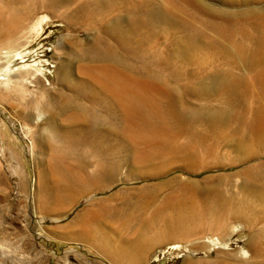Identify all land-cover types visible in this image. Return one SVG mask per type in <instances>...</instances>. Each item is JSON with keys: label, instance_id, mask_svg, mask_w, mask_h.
Here are the masks:
<instances>
[{"label": "rangeland", "instance_id": "1", "mask_svg": "<svg viewBox=\"0 0 264 264\" xmlns=\"http://www.w3.org/2000/svg\"><path fill=\"white\" fill-rule=\"evenodd\" d=\"M43 1L18 0L40 26L0 61V264H264V0ZM111 71L157 134L97 96Z\"/></svg>", "mask_w": 264, "mask_h": 264}, {"label": "bare ground", "instance_id": "2", "mask_svg": "<svg viewBox=\"0 0 264 264\" xmlns=\"http://www.w3.org/2000/svg\"><path fill=\"white\" fill-rule=\"evenodd\" d=\"M64 2H66V0H64V1L63 0L43 1L41 6H42V8L45 7V8H49L50 10L58 9L60 7L59 9H62V14H63V11H64L63 9L66 6V5H64L65 4ZM19 8L20 7L18 5V0H4V3L0 4V61L1 62L3 61L4 66H7L6 68H3V71L5 73L11 72L10 66H11V63L13 62L14 55L19 54V52H17L18 49L29 42V39H30L29 33L32 31V29L40 26V20H38L37 22H35L33 24L34 27L33 26L30 27L28 24L29 20L27 19L26 14H24V13L19 14V12H20ZM80 9H82V8L80 7ZM78 10H79V8L77 9V11ZM77 11H74L73 14H75ZM159 11H157V12H159ZM169 13H171V12H169ZM156 14H159V13H156ZM162 15L165 16L166 14L160 13L159 17L160 16L162 17ZM63 16L65 17V19L68 21L69 24H75L76 23L74 21L73 15H71V17L70 16L67 17L65 15H63ZM76 18L79 19L78 17H76ZM137 18H139V17H137ZM170 18H171V16H170ZM131 19H135V18H131ZM157 19H159V18H157ZM166 19H168V18H166ZM66 20H64V21L66 22ZM161 20H162V18H161ZM130 21H132V20H130ZM175 22L173 24H175ZM182 22H183V20H182ZM120 23L118 24V27H116V29H114L115 28L114 27L112 29V31L110 30L113 33L116 32L115 34H118L119 36L123 35V33H124L123 30H121V28L123 26L121 25V28L119 27ZM132 23L134 24V20L132 21ZM132 23L130 22V25ZM29 27H30V29H29ZM106 44H108V43H106ZM109 52H111V51H109ZM91 54H92V52H91ZM23 56L24 55H21V57H23ZM87 57H88V55H87ZM22 67L17 69L22 74H28L31 72L32 69L34 71L39 69L37 67H33V66L27 65V64L25 66H22ZM32 73H33V71H32ZM261 78L264 82V75ZM7 80H9V76H8ZM63 80H65V79L63 78ZM91 81H92V77H91ZM99 83H100V89L99 90L96 89L97 90V96L99 94H103L107 98V100H106L107 104L106 105L108 107H115V105H116V107H118L121 114L123 115V118L127 119V120H128V118L126 117V115L131 114L132 119L128 120V124L133 123L135 128H136V132H134V134L132 136L140 134L141 131L145 136H150L154 133L157 134L156 130L153 129L152 127H150L152 122H153V119L157 117V111H156V109L148 106L149 101L144 94H141L137 91H134L135 81L129 80L127 82V80L124 79L121 75L117 74L115 71H111L110 73L107 72V75L104 76V79L102 81L99 80ZM74 88H75L74 89L75 94L79 95V97H83V96L85 97L86 96L87 100L90 99L91 102H92V98L95 97L96 90L93 87H92V89H90V91L87 95H85V92H87V91H85V89H84L85 92H83L79 83L75 82ZM67 104H70L71 106H73L75 108V110L76 109L79 110L81 112V114H84V112L87 114V112H88L85 109V107H83L82 104L79 103L78 101H72L69 99L64 100L63 105H67ZM81 114L79 113V115H78L77 111H75V113H72L70 115V119L72 121V124H74L77 121V119H79V118L85 119V117H87V116L83 117V116H81ZM90 115H91V117L89 119H86V122H85L87 124V126L85 123H84V126H85L86 131H88V133H92V140H93L94 145H98V141L96 138L100 139L99 138L100 136L98 135V133L103 134L99 131V129L101 128V130H102L103 127H99L102 124L98 123L99 121L96 118L95 119L92 118V114H90ZM157 120H158V118H157ZM120 125H121L120 126L121 127L120 132L122 133V136L124 137L128 128H127L126 124H120ZM119 130H120V128H119ZM88 133H86V134H88ZM96 133H97V135H96ZM126 134H128V133H126ZM136 138H138V136H136ZM92 179L97 182V179L95 176H92ZM104 187L105 186L102 184V185H98L96 188H93V189H96V190L99 189L102 191L104 189ZM263 187L264 186L262 185V188L261 187L260 188L263 189ZM91 192H92V190H91ZM263 193H262V195H264ZM260 194H261V191H260ZM258 195L259 194L257 193L256 196H258Z\"/></svg>", "mask_w": 264, "mask_h": 264}]
</instances>
